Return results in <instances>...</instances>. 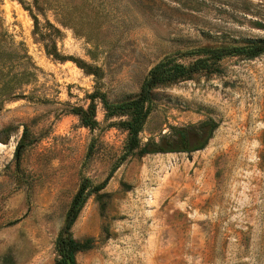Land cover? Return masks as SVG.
<instances>
[{
	"label": "rangeland",
	"instance_id": "1",
	"mask_svg": "<svg viewBox=\"0 0 264 264\" xmlns=\"http://www.w3.org/2000/svg\"><path fill=\"white\" fill-rule=\"evenodd\" d=\"M0 18L16 50L0 52V95L15 94L0 96V264H62L74 194L114 165L70 228L89 244L73 264H264V53L170 72L132 152L130 113L103 106L135 97L160 62L264 38V0H0ZM209 120L202 149L138 153Z\"/></svg>",
	"mask_w": 264,
	"mask_h": 264
},
{
	"label": "trees",
	"instance_id": "2",
	"mask_svg": "<svg viewBox=\"0 0 264 264\" xmlns=\"http://www.w3.org/2000/svg\"><path fill=\"white\" fill-rule=\"evenodd\" d=\"M1 21V18H0ZM8 36L6 30L0 25V52L8 49L9 44H5V40ZM13 39H11V44L14 45ZM10 50V48H9ZM10 51L16 52L12 49ZM209 52L208 57L198 58L193 63L185 65L183 63H173L170 65L168 61L160 62L155 65L149 72V76L145 84L141 87L140 92L131 99H127L118 103L110 104L106 100H103V106L108 115H115L117 113L129 112L130 118L126 122L128 131V144L127 152H132L138 147L139 140L138 134L142 128V125L148 115V109L145 106L146 102L150 99L151 89L163 81L170 72H174L177 75H186L190 72L199 68V64L205 59H221L224 56L243 54L246 58L251 59L264 53V38L249 39L242 45L224 46L218 48L206 49ZM27 56V55H26ZM22 75L18 76H29L31 71L24 70ZM4 74L0 70V85L10 84L9 81L3 82ZM13 78V77H12ZM23 78V77H22ZM28 80V79H26ZM26 82V81H25ZM10 91L2 93L0 96L10 97ZM3 97V98H4ZM2 98V97H1ZM218 126V123L209 120L203 121L196 127H173L171 135L163 136L159 142L147 141L144 145L140 147L138 153L140 155L152 154V153H166V152H192L198 149H202L207 143L208 139L212 136L213 131ZM203 133V137L198 136L200 140L196 145H191L190 136H197V133ZM20 144L17 145L19 147ZM127 152L122 155L120 159H125ZM117 165H114L111 170L107 173L103 180L94 183L88 190H85L87 184L83 181L79 189L74 194L70 205L66 211L63 226L57 236L56 244L62 253V264H69L67 258H70L71 263H74V253L79 249H84L89 246L88 239L77 240L71 234V226L75 221L83 202L86 199V194L89 190H99L103 188L111 176L112 172L115 170ZM59 264V263H56ZM61 264V263H60Z\"/></svg>",
	"mask_w": 264,
	"mask_h": 264
},
{
	"label": "water",
	"instance_id": "3",
	"mask_svg": "<svg viewBox=\"0 0 264 264\" xmlns=\"http://www.w3.org/2000/svg\"><path fill=\"white\" fill-rule=\"evenodd\" d=\"M67 261H68V263H69V264L71 263V261H70V258H69V257L67 258Z\"/></svg>",
	"mask_w": 264,
	"mask_h": 264
}]
</instances>
